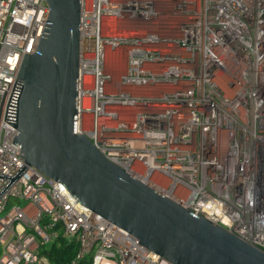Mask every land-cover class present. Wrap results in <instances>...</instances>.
I'll return each mask as SVG.
<instances>
[{
  "label": "built area",
  "instance_id": "2783aa9c",
  "mask_svg": "<svg viewBox=\"0 0 264 264\" xmlns=\"http://www.w3.org/2000/svg\"><path fill=\"white\" fill-rule=\"evenodd\" d=\"M48 12L0 0V264H52L59 244L72 264H170L19 157L5 109ZM80 37L77 132L264 251V0H82Z\"/></svg>",
  "mask_w": 264,
  "mask_h": 264
},
{
  "label": "water",
  "instance_id": "95a60500",
  "mask_svg": "<svg viewBox=\"0 0 264 264\" xmlns=\"http://www.w3.org/2000/svg\"><path fill=\"white\" fill-rule=\"evenodd\" d=\"M45 2L42 37L34 53L24 54L4 115L25 166L61 184L161 261L264 264V251L135 179L77 132L82 0Z\"/></svg>",
  "mask_w": 264,
  "mask_h": 264
},
{
  "label": "trees",
  "instance_id": "16d2710c",
  "mask_svg": "<svg viewBox=\"0 0 264 264\" xmlns=\"http://www.w3.org/2000/svg\"><path fill=\"white\" fill-rule=\"evenodd\" d=\"M78 247L75 244H59L46 252V256L52 264H72L76 261ZM87 260L79 261L78 264H85ZM77 264V262H76Z\"/></svg>",
  "mask_w": 264,
  "mask_h": 264
},
{
  "label": "rangeland",
  "instance_id": "374dc122",
  "mask_svg": "<svg viewBox=\"0 0 264 264\" xmlns=\"http://www.w3.org/2000/svg\"><path fill=\"white\" fill-rule=\"evenodd\" d=\"M15 204H17V202L15 201H11L10 205H9V208L15 206ZM20 205H23V203H19Z\"/></svg>",
  "mask_w": 264,
  "mask_h": 264
},
{
  "label": "bare ground",
  "instance_id": "6f19581e",
  "mask_svg": "<svg viewBox=\"0 0 264 264\" xmlns=\"http://www.w3.org/2000/svg\"><path fill=\"white\" fill-rule=\"evenodd\" d=\"M169 194V193H168Z\"/></svg>",
  "mask_w": 264,
  "mask_h": 264
}]
</instances>
